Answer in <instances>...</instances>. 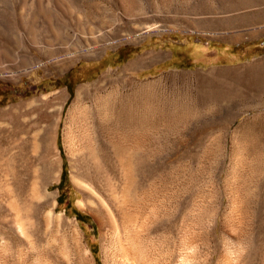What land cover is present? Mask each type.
Instances as JSON below:
<instances>
[{
  "label": "rangeland",
  "instance_id": "374dc122",
  "mask_svg": "<svg viewBox=\"0 0 264 264\" xmlns=\"http://www.w3.org/2000/svg\"><path fill=\"white\" fill-rule=\"evenodd\" d=\"M150 25L159 29L144 32ZM33 40L92 47L98 55L74 57L64 68L49 63ZM19 51L44 63L23 74L13 68L11 79L0 75V108L67 89L58 135L62 178L50 189L59 190L57 211L79 221L97 264L111 230L105 224L103 236L94 214L80 207L77 182L107 200L109 194L104 180L67 153L63 124L78 88L100 79L102 94L115 98L113 123L134 137L144 128L143 155L131 164L137 180L146 172L152 205L212 198L229 218L264 234V0H0V61ZM92 99L84 93L80 102L90 108ZM46 111L41 101L27 107L20 133L37 132ZM112 145L102 140L101 157L122 185ZM157 246L163 251V242Z\"/></svg>",
  "mask_w": 264,
  "mask_h": 264
},
{
  "label": "bare ground",
  "instance_id": "6f19581e",
  "mask_svg": "<svg viewBox=\"0 0 264 264\" xmlns=\"http://www.w3.org/2000/svg\"><path fill=\"white\" fill-rule=\"evenodd\" d=\"M157 29L158 26L150 25L144 32ZM59 36L54 33L56 41ZM60 44L55 48L56 43L50 40L31 42L47 55L49 63L64 68H68L74 57L97 54L92 47ZM60 50L62 54L57 56L56 51ZM6 58L7 62L0 61V75L10 79L16 74L13 68L23 74L44 63L32 51L24 54L19 51ZM137 66L136 62L128 68ZM100 81L78 88L64 120L63 134L69 156L84 163L95 177L106 183L108 200L97 194L94 187L77 182L84 194L80 207L94 214L103 236L105 224L111 230L103 264H264V234L256 235L249 229L251 222L242 225L239 219L234 220V214L229 218L221 212V204L214 203L212 198L191 203L177 201L168 207L150 203L151 193L145 189L146 172L140 170L139 175L135 172L139 176L137 180L131 164L133 155H143L144 128L134 137L113 123L115 98L112 94H102ZM84 93L93 97L90 108L80 102ZM68 98L67 89H63L0 108V264H97L79 221L57 211L59 190L50 189V185L62 178L58 135ZM37 101L47 106L45 123L31 137L22 135L24 128H19L18 118ZM103 139L117 151L124 171L122 185L116 183L103 164ZM50 147L56 152L53 156ZM160 241L163 251L158 252Z\"/></svg>",
  "mask_w": 264,
  "mask_h": 264
}]
</instances>
